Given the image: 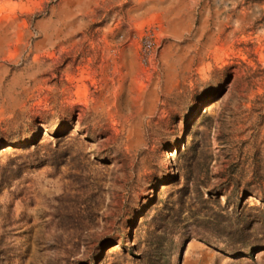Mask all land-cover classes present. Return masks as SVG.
I'll return each mask as SVG.
<instances>
[{
    "label": "rangeland",
    "instance_id": "rangeland-1",
    "mask_svg": "<svg viewBox=\"0 0 264 264\" xmlns=\"http://www.w3.org/2000/svg\"><path fill=\"white\" fill-rule=\"evenodd\" d=\"M0 264H264V0H0Z\"/></svg>",
    "mask_w": 264,
    "mask_h": 264
},
{
    "label": "trees",
    "instance_id": "trees-1",
    "mask_svg": "<svg viewBox=\"0 0 264 264\" xmlns=\"http://www.w3.org/2000/svg\"><path fill=\"white\" fill-rule=\"evenodd\" d=\"M179 205H181L179 203ZM181 211H175L173 214L169 215L168 218L172 221V224L175 223L176 220L180 219ZM239 231H237L238 233ZM239 234V233H238Z\"/></svg>",
    "mask_w": 264,
    "mask_h": 264
},
{
    "label": "water",
    "instance_id": "water-1",
    "mask_svg": "<svg viewBox=\"0 0 264 264\" xmlns=\"http://www.w3.org/2000/svg\"><path fill=\"white\" fill-rule=\"evenodd\" d=\"M187 244V243H186ZM185 249V248H184ZM184 249L182 250V253H181V259H182V257H183V253H184Z\"/></svg>",
    "mask_w": 264,
    "mask_h": 264
}]
</instances>
